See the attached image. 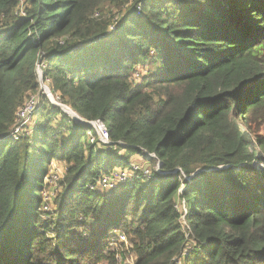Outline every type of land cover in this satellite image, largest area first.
<instances>
[{"label": "trees", "instance_id": "trees-1", "mask_svg": "<svg viewBox=\"0 0 264 264\" xmlns=\"http://www.w3.org/2000/svg\"><path fill=\"white\" fill-rule=\"evenodd\" d=\"M19 8L0 0V264H118L122 232L135 264H264V0ZM39 69L78 121L43 93ZM94 121L111 145L90 142ZM146 155L159 167L148 178L131 162ZM55 162L66 173L48 213ZM117 170L133 179L90 190Z\"/></svg>", "mask_w": 264, "mask_h": 264}, {"label": "built area", "instance_id": "built-area-1", "mask_svg": "<svg viewBox=\"0 0 264 264\" xmlns=\"http://www.w3.org/2000/svg\"><path fill=\"white\" fill-rule=\"evenodd\" d=\"M21 3V0H19ZM21 16H25L26 13L21 11ZM41 96H31L25 103V105L20 108L17 114L16 119V125L12 130V138L14 141H17L20 139V137L26 132L27 127H29L32 120H34V115L36 111L38 110L40 106ZM88 127H90V132H88V137H90V142L93 144L96 141V138L94 137L93 133L97 135V141L98 143L102 145L109 146L110 138L107 128L105 127L104 123L101 121H94L91 123H87ZM133 171H137L138 167L132 166ZM155 170H159L158 166H155ZM120 170H117L113 172L112 174H109L102 179H100L95 186L91 187L92 191H105L106 193H110L113 191H116L119 189L120 184L126 183L128 181V178L126 177V174L128 171H122V176L119 175ZM146 174H150L148 171ZM59 176L56 174H52L47 181L49 183L54 184L59 181ZM133 179V178H132ZM131 179V180H132ZM54 180V181H53ZM48 210V206H44V211ZM184 212H187L186 206L185 210H182ZM118 238L122 241L126 240V236L122 233L118 234Z\"/></svg>", "mask_w": 264, "mask_h": 264}, {"label": "rangeland", "instance_id": "rangeland-1", "mask_svg": "<svg viewBox=\"0 0 264 264\" xmlns=\"http://www.w3.org/2000/svg\"><path fill=\"white\" fill-rule=\"evenodd\" d=\"M25 8H26V0H21L19 13L21 11L25 12ZM109 10L110 9L108 8L107 12H108L110 17L115 18L116 20L121 17V15H120L121 13H119L117 11H113V9H111L110 12H109ZM139 72H142V75L146 74V70L143 69V68H140ZM53 97L58 102V99L55 96H53ZM40 103H41V101H40ZM59 104H61V103H59ZM33 122H34V120H32L29 125H32ZM131 162H132V166L138 167L137 171L138 172H142L144 174V176L147 177V178L151 175V170L155 169V167H153V168L151 167V164L149 163L150 161L145 159V157L143 159L139 158V157H134V158L131 159ZM147 171L150 174H146ZM65 173H66L65 172V166L63 164L58 163V162H55V163L52 164L50 176L52 174L53 175L56 174V175L59 176L60 179H59L58 182H56L54 184H51V183H49V181H47L48 185H50L51 187H49L48 190H46L45 193H44V200H45V203H46L45 206H48V210H46L45 212L52 213L53 212V208L55 210V207H54V206H56L55 205V201H57L59 199V197L61 196V192H62V186H61L60 182L65 178ZM117 173H119L120 176H122V174H123V172L121 170H120V172H117ZM133 176H134V173L132 171H128L127 174H126V177L128 178V181H131ZM120 185L123 186L124 183H122ZM182 192H183V190L181 189L180 193H182ZM177 207L179 209H181V210H185L184 201H182L181 199H178L177 200ZM122 234L125 235V233H123V232H122ZM122 242L126 243V244L123 247L120 248V252L123 253V254L117 260L118 264H135L136 263L137 254L133 253L134 246L130 243L131 241L129 242V239L127 237H126V240L122 241ZM117 247H118V245H117ZM191 250H192V248H190V249L187 248V251L190 252ZM182 263L183 262L177 263V264H182ZM98 264H107V263H103L102 261H100V262H98Z\"/></svg>", "mask_w": 264, "mask_h": 264}, {"label": "water", "instance_id": "water-1", "mask_svg": "<svg viewBox=\"0 0 264 264\" xmlns=\"http://www.w3.org/2000/svg\"><path fill=\"white\" fill-rule=\"evenodd\" d=\"M39 82L41 85V90L43 91V93L48 96V98L50 99V101L52 102V104L54 106H58L60 107L67 115H69L71 118H73L75 121H78L79 116L73 112L69 107L63 105V104H59L55 98L53 97L50 89L44 84L43 82V72L41 69H39ZM152 158V156L150 155H146L145 159L150 160Z\"/></svg>", "mask_w": 264, "mask_h": 264}]
</instances>
